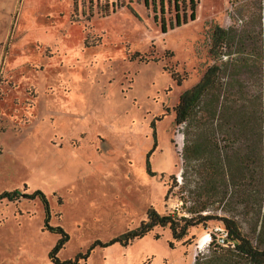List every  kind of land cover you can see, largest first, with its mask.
I'll list each match as a JSON object with an SVG mask.
<instances>
[{
	"label": "rangeland",
	"instance_id": "1",
	"mask_svg": "<svg viewBox=\"0 0 264 264\" xmlns=\"http://www.w3.org/2000/svg\"><path fill=\"white\" fill-rule=\"evenodd\" d=\"M145 1L0 0V193L46 194L50 224L70 235L61 260L137 227L151 207L188 215L187 129L174 108L220 63L216 25L232 31L223 91L252 106L264 88V0ZM44 216L39 198L0 202V264H55L60 235ZM222 226L192 227L173 247L170 229L155 227L78 264H247L219 242Z\"/></svg>",
	"mask_w": 264,
	"mask_h": 264
},
{
	"label": "trees",
	"instance_id": "2",
	"mask_svg": "<svg viewBox=\"0 0 264 264\" xmlns=\"http://www.w3.org/2000/svg\"><path fill=\"white\" fill-rule=\"evenodd\" d=\"M149 2L155 4L156 0L145 1L147 5ZM159 4H163V0H159ZM231 33L230 29L219 25L213 28L211 53L221 61L210 65L198 82L182 92L174 108L176 124L184 123L187 129L183 155L193 181L188 215L161 214L151 207L147 218L137 227L106 242L97 239L85 253L61 260L58 254L70 235L61 225L50 224L51 207L46 194L40 189L29 193L19 188L0 193V202L39 198L45 213L44 229L60 235L49 252L52 262L78 264L80 259H87L97 246L108 247L115 243L127 246L155 227L170 229L173 238L170 246L173 247L174 241L183 240L190 228L217 219L226 229L228 241L234 245L229 248L237 256L247 264H264V88L260 95L254 97L252 106L246 101L241 102L242 96L231 99L229 93L223 91L226 83L220 74L229 60L222 58L232 53L228 51ZM259 55L263 59L264 86V36ZM138 56L143 58L139 52L131 58ZM151 126L156 138L154 120ZM155 147L156 142L146 161L147 170L152 175L149 156ZM170 190L171 187L168 193ZM214 209H220L223 214L210 212Z\"/></svg>",
	"mask_w": 264,
	"mask_h": 264
},
{
	"label": "built area",
	"instance_id": "3",
	"mask_svg": "<svg viewBox=\"0 0 264 264\" xmlns=\"http://www.w3.org/2000/svg\"><path fill=\"white\" fill-rule=\"evenodd\" d=\"M216 231L219 234V238H218L219 242L224 243V244L225 243L230 244V242L228 241V238H227L228 237V233H227V231H226V229L224 227H218L216 229ZM231 245H233V244H231Z\"/></svg>",
	"mask_w": 264,
	"mask_h": 264
},
{
	"label": "bare ground",
	"instance_id": "4",
	"mask_svg": "<svg viewBox=\"0 0 264 264\" xmlns=\"http://www.w3.org/2000/svg\"><path fill=\"white\" fill-rule=\"evenodd\" d=\"M206 241H207V239H206Z\"/></svg>",
	"mask_w": 264,
	"mask_h": 264
}]
</instances>
